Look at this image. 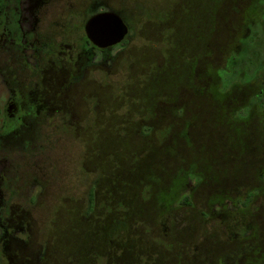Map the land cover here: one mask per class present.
<instances>
[{
	"label": "rangeland",
	"instance_id": "rangeland-1",
	"mask_svg": "<svg viewBox=\"0 0 264 264\" xmlns=\"http://www.w3.org/2000/svg\"><path fill=\"white\" fill-rule=\"evenodd\" d=\"M228 1L211 0L208 4L214 14L210 15L213 28L205 36L206 44L198 47L213 56L198 61L191 70V80L209 88L215 78L209 77L206 68H222L223 86L228 83L233 87L228 98L224 96L227 109L241 107L252 95L249 103L264 104V3L259 21L242 28L240 17L229 11ZM200 2L21 0V29L27 32L35 28L38 33V39L23 40L24 54L30 63L45 65L44 88L49 96L56 93L57 98L48 104L51 119L43 116L38 121L29 113L22 120L23 132L16 142L28 140L34 146L38 139L40 151L31 158H0V186L3 177L14 174L21 191L12 209L3 214L0 187L3 264H221L220 255L252 237L262 243L254 256L237 264H264V217L254 216H264V180L250 211L241 208L237 195L207 202L202 192L193 196L197 183L187 175L190 170L176 172V183L170 182L167 170L160 168L157 159V153L161 156L169 146L177 147L193 135L185 136L182 126L175 125L182 135L165 137L162 146L154 136L139 131L142 124L160 128L167 119L181 123L178 120L182 115L178 118L162 105L155 111L157 117H150L146 112L150 105L143 101L142 105L135 104L133 99L146 96L145 86L136 82L139 77L159 81L175 63L177 47L196 49V41L185 37L182 25L189 23L187 18L193 16ZM74 10L86 19L103 11L116 12L128 26L127 44L99 50L89 41L76 49L80 30L70 27L66 31L68 21L73 24L69 16ZM204 23L208 26L209 20ZM51 36L60 44L55 66L45 58L39 60L49 50ZM228 50L229 64L223 69ZM179 97L182 99L170 108L186 102L192 111L195 109L194 117L204 113L199 105L192 106L198 100L184 86L179 87ZM13 111L0 76V135L9 120L5 115ZM249 112V120L257 117L256 110ZM242 114L245 116L246 111ZM250 150V155L247 151L244 154L246 159L264 164V145H251ZM184 156L189 158L188 154ZM189 160L194 158L190 156ZM146 185L155 203L159 200L157 193L165 194L158 211L164 216L157 213L153 217V201L141 199ZM90 186L95 187L96 205L87 215ZM184 195H190L193 206L179 204ZM146 209L152 213L147 212L149 219L142 212ZM201 210L207 217L200 215ZM212 247L213 257L208 254Z\"/></svg>",
	"mask_w": 264,
	"mask_h": 264
},
{
	"label": "trees",
	"instance_id": "trees-1",
	"mask_svg": "<svg viewBox=\"0 0 264 264\" xmlns=\"http://www.w3.org/2000/svg\"><path fill=\"white\" fill-rule=\"evenodd\" d=\"M228 2L229 11L240 17L242 28L246 23L247 26H250L253 21L258 22L259 18L262 17L260 6L264 3V0H229ZM209 3H211V0H202L196 6L193 16L191 15L187 18L189 23L184 22L182 25L185 37L189 38V40L191 39L192 43L196 41V49L183 48L181 45L177 47L178 53L174 55L176 59L175 63L169 67V71H165L164 78H161L159 81L155 79V82H151L146 77H139L141 79L136 82L140 87L145 86L146 90L144 93L146 96H136L133 102L141 105L145 102L150 105V108L146 109V112L153 118L157 117L155 111L159 105L168 108L171 112L173 111L175 115H178V118L180 115L183 116L178 120L181 121L180 124L176 123V120L167 119V122L164 121L166 124L157 129H152L151 126L146 124L140 125V133L144 136H154L156 143L165 146V137H170L174 134L179 136V133L182 135L180 129H175V125L182 126L185 136L188 133L193 135V139L189 138V140L184 141L183 144L177 147H170L168 145L169 151L164 150L161 156L157 153V159L161 161L159 166L162 165L160 168L163 167L164 170H167L170 182L176 180V172L188 169L190 171L187 172V175L192 176L195 183H197V187L192 193L193 196L196 192H202L207 202H218L224 201L227 197L229 200L233 199L234 195H237V202L241 208L250 211L248 208L251 207V203L254 201L258 191L263 189L264 164L255 162L253 159L248 160L244 154L246 151L249 155L251 154V145L256 146L261 143L264 145V104L261 102L249 103L252 95L241 107L232 110L227 109L225 101L229 96V92L233 91V87H229L228 83H225V86H223V76L220 75L222 68L217 69L211 66L206 68L205 71L209 77L215 78L214 84L209 88H206L202 83L200 84L191 80V70L198 61L213 56L206 48L198 47L200 44H206L208 38L205 36L213 28V23L210 21L212 17L210 15L214 16V14H212V8L208 5ZM205 5L208 6L210 12H207L208 8H200L201 6L206 7ZM218 7L220 6L218 5ZM70 14L69 18L71 19L72 17L73 24L71 26V22L68 21L66 31L69 32L70 27L73 28L71 30H80L81 34L76 38L75 42L76 49H82L85 44L89 43L83 30L86 16L77 10L70 12ZM204 20H209L208 26H205ZM190 33H194L195 35L190 36ZM127 42L126 35L119 44H127ZM224 62L225 66L223 69L229 64V50L224 56ZM180 86H184L185 90L188 89V92L198 100L197 102H192V106L194 103L199 105L200 108L202 107L201 111L205 114L199 113L200 117H194L193 112L195 113V109L192 111L186 102L181 103L179 107L170 108L172 104L182 99L179 97ZM226 94L227 97L225 98ZM242 110L246 111L245 116H242V113L245 112H241ZM250 110H256L257 117L255 119L249 120ZM159 115V117H162L164 114L162 115L160 112ZM205 115L206 118L202 119L201 116L204 117ZM204 120L206 121L205 124H203ZM154 143L153 146L156 147L157 144ZM150 153L149 150L146 156H149ZM184 154H188L189 158L192 156L194 160H189ZM148 187L149 185H146L145 189L143 188V191H141V199L144 202L150 200L152 202L154 200L153 194L149 192ZM156 195H158L159 200L156 203L153 201V217L157 213L164 216V213L158 211L160 210L159 206L166 199L165 194L157 193ZM145 204L147 205V203ZM179 204L193 206L190 195H184ZM95 205V187L90 186L86 193L85 213L87 215L92 214L95 210ZM148 211L149 209L142 211L144 216L147 217ZM252 212L258 211L252 210ZM200 215L207 217V213L203 210L200 211ZM260 215L263 214H254L257 217H264ZM261 243L257 237H252L249 240L244 239L230 253L220 255L218 258L221 259V264L223 262L237 264L247 256H254L257 247ZM214 251L215 249L212 247L208 254L213 257ZM217 264H219V261H217Z\"/></svg>",
	"mask_w": 264,
	"mask_h": 264
},
{
	"label": "flooded vegetation",
	"instance_id": "flooded-vegetation-1",
	"mask_svg": "<svg viewBox=\"0 0 264 264\" xmlns=\"http://www.w3.org/2000/svg\"><path fill=\"white\" fill-rule=\"evenodd\" d=\"M20 18L21 0H4L1 2L0 76L10 96L14 111L12 114L8 113V115H5L9 120L5 122L6 124H4L0 135V158L12 157V159H17L25 158L26 155L28 158H31V156L40 151L38 139L36 140L37 144L35 143L34 146L28 143V140L17 143L20 142L16 140L18 134L23 132L22 120L29 113H33V115L39 118L38 121L43 116H47L48 118V104H51L50 101H55L57 98L56 93L49 96L48 91L44 88L43 77L45 75L44 71L46 70L45 65L42 62H38V64L30 63L24 54L23 40L25 38L28 40L38 39L36 36L38 33L35 28L32 31L23 32L20 26ZM48 46L49 50L44 52L43 57H40L39 60L45 58L46 61L52 63V66H55L57 65V55L60 53V44L51 36ZM98 49L102 50L100 48ZM39 113L41 114L40 117ZM39 129L37 128L38 136H40ZM0 187L4 200L2 212L3 214H7L12 209L11 207L14 202L19 200V195L21 194L17 177L14 174L3 177ZM29 199L32 200L33 197L31 196ZM3 258L0 244V264H3Z\"/></svg>",
	"mask_w": 264,
	"mask_h": 264
},
{
	"label": "water",
	"instance_id": "water-1",
	"mask_svg": "<svg viewBox=\"0 0 264 264\" xmlns=\"http://www.w3.org/2000/svg\"><path fill=\"white\" fill-rule=\"evenodd\" d=\"M83 29L87 39L100 49L119 44L128 33L127 24L113 11H103L89 16L84 22Z\"/></svg>",
	"mask_w": 264,
	"mask_h": 264
}]
</instances>
